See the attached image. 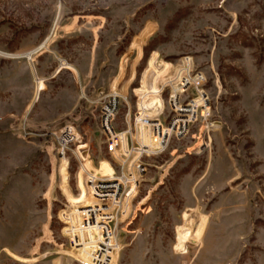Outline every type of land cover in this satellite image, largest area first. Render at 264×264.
Returning a JSON list of instances; mask_svg holds the SVG:
<instances>
[{"label": "rangeland", "instance_id": "1", "mask_svg": "<svg viewBox=\"0 0 264 264\" xmlns=\"http://www.w3.org/2000/svg\"><path fill=\"white\" fill-rule=\"evenodd\" d=\"M190 65L209 115L157 142L161 86ZM112 95L116 131L147 154L112 264H264V0H0V264H81L65 214L77 227L93 204L82 165L119 171L100 122Z\"/></svg>", "mask_w": 264, "mask_h": 264}, {"label": "built area", "instance_id": "2", "mask_svg": "<svg viewBox=\"0 0 264 264\" xmlns=\"http://www.w3.org/2000/svg\"><path fill=\"white\" fill-rule=\"evenodd\" d=\"M188 72L177 91L170 83L161 86V96L169 88L172 118L168 127H164L159 121L153 122L152 132L157 142L164 141L165 130H170L176 137L184 136L200 117L209 115V100L203 91L205 77L201 73H194L191 65ZM188 76L191 81H187ZM190 90L195 91L197 95H189L188 100H184ZM118 108V98L116 95L110 96L102 107L100 122L110 156L119 165V171L116 172L111 164H108L113 171L110 176L86 171L93 204L78 210L80 219L77 227L71 222V215L65 214L67 239L73 249L80 250L85 255L81 258V264H112V254L120 249L116 233L118 225L128 216L131 203L139 192L138 177L146 172L145 166L139 160L147 155L146 149L138 142L139 148L130 150L127 136L131 138V130L118 133L114 127ZM76 135L77 130L73 126L63 128L61 136L59 133L55 135L64 159L67 153L73 152L70 145L75 144ZM135 151L139 157L132 161Z\"/></svg>", "mask_w": 264, "mask_h": 264}, {"label": "bare ground", "instance_id": "3", "mask_svg": "<svg viewBox=\"0 0 264 264\" xmlns=\"http://www.w3.org/2000/svg\"><path fill=\"white\" fill-rule=\"evenodd\" d=\"M45 43H46V42H45ZM43 46H44V44H43L42 46H40L39 49H41ZM37 51H38V50H37ZM35 53H36V51L30 53L28 56L31 57V56H33ZM63 160H66V159L63 158ZM82 168H83V169H82V170H83L82 173L86 174V170L84 169L83 165H82ZM112 172H113V171H112ZM112 174H113V173H112ZM112 174H111V175H112ZM108 176H110V175H108ZM119 250H120V249H119ZM119 250H118V251H119ZM118 251H116V252H114V253H117Z\"/></svg>", "mask_w": 264, "mask_h": 264}]
</instances>
